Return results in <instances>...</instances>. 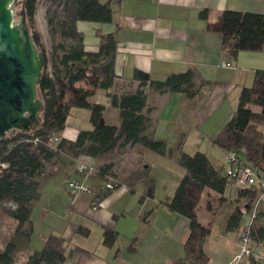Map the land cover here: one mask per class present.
Listing matches in <instances>:
<instances>
[{"label":"crops","instance_id":"1","mask_svg":"<svg viewBox=\"0 0 264 264\" xmlns=\"http://www.w3.org/2000/svg\"><path fill=\"white\" fill-rule=\"evenodd\" d=\"M204 8L207 18L199 15ZM223 9L264 13V0H120L113 3L111 21L77 20L75 25L87 50L98 48L100 34L116 35L114 82L104 91L96 89L92 94L101 95L95 96L100 98L95 102L104 105L105 121L117 122L118 111L111 106L108 94L134 91L138 84L133 78L135 69L147 72L152 79H163L170 72L193 67L197 72L196 84L201 79L203 84L192 97L182 91L160 92L146 86L149 122L145 133L166 141L183 138L182 149L191 136L188 143L193 151H205L219 172L225 174L227 151L212 138L236 106L240 87L252 82L255 68H264V40L260 50H240L235 59L226 57L220 32L207 27V20L215 19ZM222 61L229 64L222 65ZM87 110L70 108L61 137L74 140L79 129L91 128ZM112 151L116 152L112 156L111 174L115 181L112 189L104 186L105 177L99 175L102 155L72 157L62 151L53 167L46 169L39 179V196L30 204V234L22 244L15 240L14 264H22L32 250L42 246L44 235L51 232L60 234L70 246L80 247L67 264H172L183 257L188 218L161 203L170 199L175 187L172 191L157 192L156 185L177 182L184 170L172 175L167 167L161 166L163 173L156 177L148 173L143 158L147 148L128 144ZM121 154H125L122 159ZM121 161L124 163L120 164ZM80 162L96 168L85 175L77 170ZM69 180L84 181L91 192L71 193L67 187ZM225 195L227 199L216 207L211 203L202 209V215L197 206L198 219L211 226L203 243L207 264L231 261L238 252L239 234L249 221L242 215L235 229L225 228L234 206L245 214L250 211H246L245 198L235 199L236 194L232 193ZM257 208L255 221L262 222L264 192L258 198ZM24 227L28 230L29 224L21 228L23 232ZM105 227L116 232L110 246L102 241ZM132 240L133 252L128 250ZM3 245L1 242L0 249ZM245 261L243 264H249Z\"/></svg>","mask_w":264,"mask_h":264},{"label":"trees","instance_id":"2","mask_svg":"<svg viewBox=\"0 0 264 264\" xmlns=\"http://www.w3.org/2000/svg\"><path fill=\"white\" fill-rule=\"evenodd\" d=\"M120 0H67L65 15L61 22V34L71 38L69 44L60 43L61 52L55 54L52 69L47 70V58L34 27L33 14L36 0H20L26 15L31 38L43 55V71L36 84L37 97L42 101L40 121L29 131L11 129L0 139V161L7 166L0 170V203L8 202L7 211L13 225V232L29 236L31 231L32 201L39 196V179L46 171L48 163H54L62 151L72 157L81 154L100 156L125 147L139 144L160 154L168 151L167 141L145 133L149 122L146 105V86L160 92L182 91L187 97L195 95L203 84H196L197 72L193 67L183 71L168 73L163 79H152L147 72L135 69L133 78L138 84L132 92H110L111 106L118 111L116 123L103 119L104 105L91 100L98 88L112 86L116 73L114 54L116 35L114 32L100 34L101 41L96 50L84 48L83 35L76 28L77 20L108 22L112 19L113 3ZM199 15L207 18V9ZM209 29L220 32L222 50L226 57L235 59L240 50H260L264 40V13L236 9H223L215 19L207 20ZM85 82L87 85H82ZM71 107L89 110L91 128L78 130L74 140L64 137L49 146L51 137L60 133L65 126ZM37 137L33 142L29 139ZM177 147L178 163L184 168L169 200L161 201L169 210L188 218V233L183 241L184 255L172 264H207L208 255L203 243L211 231V226L198 219L197 206L205 188L217 194V200H226L225 190L231 179L219 172L208 154L200 149L191 153L182 149V138ZM212 141L238 154L239 159L255 172V181L238 188L235 199H246V211L257 197L259 180L264 176V68H255L252 82L238 90L237 103ZM113 162H103L98 166L100 176L112 172ZM115 186V184H114ZM151 195V191H148ZM231 200V199H229ZM206 206L211 202L206 200ZM150 212L148 211L147 214ZM239 206H234L226 219L225 228L235 229L242 214ZM262 216V215H259ZM258 217V216H257ZM29 224V231L21 228ZM87 230H84L86 233ZM247 235L251 243L264 252V221H254ZM116 232L105 227L103 243L112 245ZM15 240H8L0 249V264H14ZM135 251V242L128 246ZM80 251L77 245L69 243L58 233H48L43 244L27 255L22 264H67ZM249 264H264L248 259Z\"/></svg>","mask_w":264,"mask_h":264},{"label":"water","instance_id":"3","mask_svg":"<svg viewBox=\"0 0 264 264\" xmlns=\"http://www.w3.org/2000/svg\"><path fill=\"white\" fill-rule=\"evenodd\" d=\"M12 2L0 0V139L11 129L35 128L43 108L36 94L43 55L31 38L23 0L15 11Z\"/></svg>","mask_w":264,"mask_h":264},{"label":"rangeland","instance_id":"4","mask_svg":"<svg viewBox=\"0 0 264 264\" xmlns=\"http://www.w3.org/2000/svg\"><path fill=\"white\" fill-rule=\"evenodd\" d=\"M67 0H36L35 2V11L33 14V23L34 27L39 33V40L44 48V52L47 58V70L50 72L52 69V62L54 61V55L61 52V48L59 46L60 43L69 44L71 41V38L68 36H64L61 34V22L63 21L64 15H65V7H66ZM21 7L20 0H13L12 2V8L15 11L16 9ZM18 17L15 16V20H17ZM40 51V50H39ZM41 52V51H40ZM82 85H87L85 82H81ZM98 92H102L105 89L98 88ZM101 97V95H92L91 100L95 101V99H100L96 97ZM77 108V107H74ZM83 110L86 108H82ZM87 110V109H86ZM88 111V110H87ZM88 125L89 122H88ZM7 134H12V131H8ZM191 138V136H190ZM190 138L187 140V142L184 143V151H187L188 153L193 152L192 146L188 143ZM69 140V139H68ZM180 138L172 139L170 138L167 141V147L168 151L165 153V155H162L160 153H157L153 150L147 149V152L143 158L145 163L148 164V173L153 176H159L162 172L161 166L167 167L168 171H170L173 174L177 173L180 169L184 170V168L178 163V156H179V150L177 148V142H179ZM183 140V138H182ZM116 154L113 151L107 152L104 155L101 156V161L103 162H111L112 156ZM216 159H218V156H216ZM74 162L73 160L71 161ZM136 164V163H135ZM224 166L227 169L226 165V158L224 159ZM53 163H48L47 169L52 168ZM94 167V166H93ZM96 168V167H94ZM172 181V180H170ZM176 180L173 182V184H165L161 185L160 183L156 185L157 192H161V190L169 191L173 189V187L176 186ZM245 185L237 186L232 181L227 182V187L225 190L226 194H236L238 188L244 187ZM260 195V194H258ZM261 196V195H260ZM209 199L210 202L214 207L217 206L218 200L216 198V193L210 188H205L203 191L201 200L198 205V209L202 215V209L207 208L206 206V200ZM0 203V243H5L8 240H17L20 241V244H22L25 240V235H18L17 233H11L13 231V225L11 223V218L8 213V202ZM245 217V221L248 220L250 216V212L248 214H245V211L241 216ZM201 218V216H200ZM220 220V219H218ZM243 221V219H242ZM218 223V222H217ZM208 224V223H207ZM243 224V223H242ZM27 226V224H26ZM24 230H27V227H24ZM242 231V230H241ZM241 233V232H240ZM19 244V245H20ZM26 259V257H25ZM245 260L240 261L239 263H245ZM230 263V262H229Z\"/></svg>","mask_w":264,"mask_h":264},{"label":"built area","instance_id":"5","mask_svg":"<svg viewBox=\"0 0 264 264\" xmlns=\"http://www.w3.org/2000/svg\"><path fill=\"white\" fill-rule=\"evenodd\" d=\"M222 65H228L229 63L227 61H222ZM61 137L60 133L54 134L51 139L48 141L49 146H53V143H56ZM33 142H36L38 140L37 137H34L32 139H29ZM125 156V154H121V159ZM124 163V161H121L120 164ZM226 174L229 176L231 181L237 185H249L252 182L255 181V172L252 168L249 166H246L243 164V162L239 159L238 154L235 151L228 150L226 153ZM7 163L0 161V170L3 167H6ZM77 170L85 173V175L89 172L94 171L93 167L90 164H87L85 162H80L77 165ZM105 184L104 186L107 189L114 188V177L110 174H105ZM258 185L260 186V190L258 194H262L264 192V176L259 180ZM67 187L71 193H75L77 191H86L91 192V187L85 183L84 181H75V180H69L67 182ZM260 195H257V197L253 200L251 207H250V216L248 223L243 227L241 233L239 234V247L238 252L233 256L230 263L228 264H237L238 262L242 260H248L253 259L255 261H258L260 263H264V252L262 251L261 247L255 246L251 243L247 232L251 226V224L256 220L258 216V198Z\"/></svg>","mask_w":264,"mask_h":264}]
</instances>
